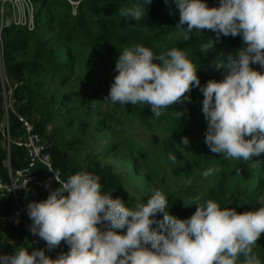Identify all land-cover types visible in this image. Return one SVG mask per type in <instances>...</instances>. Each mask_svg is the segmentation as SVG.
Here are the masks:
<instances>
[{"label": "trees", "instance_id": "trees-1", "mask_svg": "<svg viewBox=\"0 0 264 264\" xmlns=\"http://www.w3.org/2000/svg\"><path fill=\"white\" fill-rule=\"evenodd\" d=\"M30 1L33 28L13 24L1 30V177H7L8 165L14 172L27 164L25 148L14 142L25 133L20 115L46 143L61 179L84 170L96 174L102 191L111 192L126 206L145 203L156 190L169 197L165 211L181 218L195 211V204L186 205L195 196H200V203L212 199L238 212L258 206L256 198L264 194V154L242 162L211 152L204 142L207 121L198 88L191 89L188 101L169 106L159 118L147 105H112L106 98L116 75V58L125 48L142 44L161 54L181 47L198 63L197 74L203 84L223 77L226 69L217 67V57L239 48V35H222L204 55L199 47L209 37L215 39V33L202 30L205 32L184 40L176 26L179 12L171 0L167 4L151 0L147 16L138 21L120 15L121 9L131 6V0ZM218 2L207 0L209 6ZM175 108L187 109L180 121L173 115ZM6 118L8 151L2 129ZM182 136L188 137L187 145L180 144ZM170 153L176 158L174 163L168 159ZM118 160L125 168L139 166L146 171V180L134 178L142 181L138 187L144 194L129 189L130 183L115 166ZM209 167L216 171L205 178L202 172ZM189 178L191 184L186 185ZM49 190L31 189L37 200L46 198ZM22 196L28 198V193L22 192ZM5 208L4 203L0 211ZM162 217L163 213L157 214L158 219ZM31 235L26 227H0V253L40 248L31 242ZM253 252L264 264V232ZM241 260L238 258V264Z\"/></svg>", "mask_w": 264, "mask_h": 264}, {"label": "clouds", "instance_id": "clouds-1", "mask_svg": "<svg viewBox=\"0 0 264 264\" xmlns=\"http://www.w3.org/2000/svg\"><path fill=\"white\" fill-rule=\"evenodd\" d=\"M171 2L178 9L176 26L184 40L205 32L202 30L215 33V39L209 37L200 45L199 52L204 55L222 35L240 36L239 48L217 57V67L226 69L223 77L201 84L198 63L189 59L183 48L155 54L149 47L136 44L120 51L116 58V75L107 100L112 105H147L159 118L169 106L188 101L191 89L198 88L207 121L204 142L210 151L242 162L261 156L264 0H219L214 6L207 0ZM150 3L131 0V6L121 9L120 15L141 20L147 16ZM186 112V108L176 109L173 115L180 121ZM5 122L9 125L7 118ZM188 143L187 136L180 138L181 145ZM168 159L176 160L171 153ZM47 168L53 171L51 166ZM214 171L209 167L202 175L207 178ZM54 177L58 186L50 188L46 182V189H50L46 198L26 204L29 231L47 248L43 244L44 248L31 251L21 247L0 253V264H238L241 257L239 264H261L253 248L264 232V194L256 198L257 207L242 212L221 207L212 199L200 203V196H195L186 204H195V211L181 218L165 211L169 197L160 190L132 208L119 197L113 198L111 192L102 191L100 177L86 170L66 180L58 179L54 170ZM187 184H191L190 178ZM158 213H163L162 219L157 218ZM61 241L68 250L51 257L48 251Z\"/></svg>", "mask_w": 264, "mask_h": 264}, {"label": "built area", "instance_id": "built-area-1", "mask_svg": "<svg viewBox=\"0 0 264 264\" xmlns=\"http://www.w3.org/2000/svg\"><path fill=\"white\" fill-rule=\"evenodd\" d=\"M4 3L9 7L7 8L8 15L4 16L3 9L0 8V30L5 17L9 18V23L11 24L26 26L28 29L33 28L34 10L30 0H0V5ZM257 67L259 68V65ZM18 118L25 126V133L17 136L14 142L25 148L27 152V164L14 172L9 169L8 165L7 177L0 176V209H2L4 203L6 204L4 212L1 211L0 213L1 229L10 226H21L29 229L31 221L26 213V204L29 201L36 200L30 194L31 189H46V182L50 183V188L58 186L57 180L54 177V170L58 174V179L63 180L60 177L59 170L53 168L50 153L41 136L33 130V126L23 116L18 115ZM3 131L5 135V148L8 151L10 139L7 122H5ZM36 166H41L44 174H36L33 171ZM48 166H51L53 171H50L47 168ZM22 192H27L28 198H23ZM44 246L47 248L46 244ZM67 250L68 246L63 243L48 252L51 257H56L61 252H66Z\"/></svg>", "mask_w": 264, "mask_h": 264}, {"label": "rangeland", "instance_id": "rangeland-1", "mask_svg": "<svg viewBox=\"0 0 264 264\" xmlns=\"http://www.w3.org/2000/svg\"><path fill=\"white\" fill-rule=\"evenodd\" d=\"M0 8H2L3 9V15L4 16H6V15H8V11H7V8H9L8 7V5H6L5 3L3 4V5H0ZM9 12H10V10H9ZM74 12V11H73ZM133 126L136 128V126H135V122L133 121ZM5 128V121L3 122V124H2V129H4ZM4 132V131H3ZM48 142V141H47ZM109 158H111V157H109ZM109 160H111V159H109ZM130 160H131V157H130V159H129V162H130ZM114 163L116 164L115 166H116V168L118 169V170H122V172H123V175L125 176V178H126V180L130 183L129 184V189L131 190V191H136V192H138V191H140V192H142L143 194H144V192L142 191V188H139L138 187V185H140V183L142 182V181H140V182H137V181H135V177H139V178H143L144 180H146L143 176H147V178H149V175L146 173V171L145 170H142V169H140V167L138 166L137 168H135V169H130V168H125V166L124 165H121V163L119 162V160L118 161H114ZM153 185V181L151 180V183L149 184V186H152ZM137 195H139V194H137ZM0 213H1V211H0ZM27 230H28V228H26ZM31 242H33L34 244H37V246L38 247H40V248H44L43 247V242H42V240L38 237V236H35V235H31ZM49 255V254H48ZM50 256V255H49Z\"/></svg>", "mask_w": 264, "mask_h": 264}, {"label": "crops", "instance_id": "crops-1", "mask_svg": "<svg viewBox=\"0 0 264 264\" xmlns=\"http://www.w3.org/2000/svg\"><path fill=\"white\" fill-rule=\"evenodd\" d=\"M6 19H8V26L13 25V24L9 23V18H8V17H5V18L3 19V21L6 20ZM4 27H7V26H3V23H2L1 30H2ZM1 30H0V38H1ZM33 171H34L36 174H38V175H42V174H44V170H43V168H42L41 166H36V167H34ZM55 187H57V185H56ZM30 194H31V195L33 194L32 191L30 192ZM34 195H35V194H34ZM35 199H36V198H35Z\"/></svg>", "mask_w": 264, "mask_h": 264}, {"label": "water", "instance_id": "water-1", "mask_svg": "<svg viewBox=\"0 0 264 264\" xmlns=\"http://www.w3.org/2000/svg\"><path fill=\"white\" fill-rule=\"evenodd\" d=\"M3 26H8V19L3 21Z\"/></svg>", "mask_w": 264, "mask_h": 264}]
</instances>
